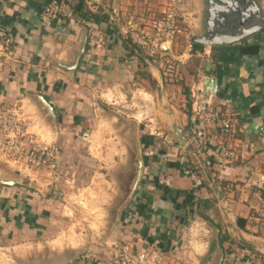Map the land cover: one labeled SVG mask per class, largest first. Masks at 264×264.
Masks as SVG:
<instances>
[{"label": "crops", "instance_id": "1", "mask_svg": "<svg viewBox=\"0 0 264 264\" xmlns=\"http://www.w3.org/2000/svg\"><path fill=\"white\" fill-rule=\"evenodd\" d=\"M51 1L0 0V111L22 119L20 111L30 110L31 120L48 126L34 98L43 96L68 130V134L58 130L52 137L55 141L86 127L79 113L88 108V95L116 91L140 77L159 87L163 75L137 46L140 25L135 20L165 10L163 0H72L73 20L44 27L40 15ZM217 1L182 0L178 10L206 17L208 22ZM234 1L222 0L229 7ZM237 1L241 20H264V0ZM114 10L118 23L109 20ZM89 15L98 16L100 22L89 21ZM199 22H192V34L206 32L208 26ZM86 30L88 42L81 55ZM198 41L190 42L181 55L173 54L183 67L182 86L173 89L174 94L172 89L159 88L158 94L163 99L178 97V107L171 106L170 111H175L171 120L170 115L160 114L164 131L157 138L152 133L139 137L141 181L122 208L110 241L102 248L85 247L74 264H114L115 250L110 247L116 244H130L136 252L147 253V264H264V28L228 45ZM207 80H214L210 88ZM193 90L208 103L206 108L237 120L231 134L199 119L193 111ZM75 135L80 142L89 141V134ZM244 145L253 147L244 154L240 148ZM231 148L237 154L225 156L223 150ZM8 171L24 180L29 176L28 170L22 171L26 174ZM161 175L171 177L169 186L159 184ZM67 180L81 184L73 175ZM42 196L38 201L49 203L48 196ZM29 197L26 186L0 184L1 239L14 238L19 244L40 239L42 212L38 204L28 202ZM108 217L104 216L106 222Z\"/></svg>", "mask_w": 264, "mask_h": 264}, {"label": "rangeland", "instance_id": "2", "mask_svg": "<svg viewBox=\"0 0 264 264\" xmlns=\"http://www.w3.org/2000/svg\"><path fill=\"white\" fill-rule=\"evenodd\" d=\"M163 1L162 7L165 11L147 12L145 16L138 15L140 20H135L138 22L137 26L140 25L136 31L137 46L154 60V65L160 67L163 75V82L159 83V87L153 80L140 77L130 86H123L116 91L104 90L88 95L90 104L85 112L79 113L83 116L86 127L76 128L73 134L66 135L65 138L59 136L55 141L52 140L55 133L58 130L59 133L66 130L62 128L64 125L59 119L55 131L45 113L42 117L46 119L48 126H40L35 119H30L33 116L30 110L20 111L19 115L22 118L21 122L26 126L25 130L29 134H37L39 141H48L49 144L59 146L61 159L58 161V169L56 166L52 169L28 170L29 176L24 177L25 182L31 183L34 189H28L31 197L27 201L30 204H38L37 209L42 212L40 215L42 218L39 219L40 239L19 244L20 242L14 238L0 237V264H54L72 258L85 247L93 249L101 245L102 248L110 241L111 236H106V232L117 208L128 193V186L134 174L133 130L122 120L138 122V137L152 133L157 138L156 136L164 131L159 121L162 118L160 114L166 113L170 115V120L173 119L170 113L175 111L170 110L171 106L178 107V97L170 96L163 99L158 94V89L164 90L163 92L172 89L170 93L174 94L173 89L181 85L183 67L173 54L181 55L186 51L191 39H200L204 34L194 33V36L192 22L199 19L202 22H199V25H204L206 17L199 15L198 18L193 12L184 14L177 11L174 20L176 29L177 31L180 29V33L177 32L170 40L167 53H163L155 46L151 47L150 51L147 47H142L141 42L145 40L159 43L156 41L153 23L157 24L167 17L166 10L171 3V0ZM231 5L233 8L239 6L237 0ZM219 6L224 8V4L220 3L215 5L214 12L220 9ZM148 22L151 25L147 26ZM164 41L167 40L164 38ZM70 121L74 127L73 119ZM67 131L65 132L68 134ZM165 131L169 132V130ZM170 131L172 132V129ZM80 133L89 134V141L80 142L75 135ZM1 139L0 126V144ZM0 154V170L16 172L21 170L19 173H23V168L19 164H14L12 157H7L1 149ZM53 170L57 171L53 172ZM71 175L79 179L80 186L75 182H68L67 179ZM42 194L48 196L49 203L43 205L38 201L44 199ZM112 194L116 195V198L112 199ZM125 208L123 207V210ZM34 212L35 209L32 213ZM106 214L109 216L107 222L104 218ZM120 246L116 244L111 245L110 248L116 250Z\"/></svg>", "mask_w": 264, "mask_h": 264}, {"label": "built area", "instance_id": "3", "mask_svg": "<svg viewBox=\"0 0 264 264\" xmlns=\"http://www.w3.org/2000/svg\"><path fill=\"white\" fill-rule=\"evenodd\" d=\"M72 0H54L51 1L42 11L40 15L41 24L44 27H50L54 22L73 20L75 18V10L71 5ZM182 0H171L166 15L160 22L153 23V28L156 30V41H142V47H147L150 51L151 47L160 48L165 51L168 41L178 32L175 23V14L178 10V4ZM110 22L118 23V11L114 10L109 18ZM164 38L167 41H164ZM9 44V40L6 41ZM152 45V46H150ZM164 48V49H163ZM167 51V50H166ZM153 53V51H152ZM193 111L200 117L206 125H211L215 130L228 135L231 134L236 126L237 120L224 116L221 112L206 108L205 99L198 95L193 90ZM22 119L18 115L10 114L9 112L0 111V126L2 132V139L0 149L7 157H12L14 164H19L23 170L32 169H49L55 168L60 159V148L56 144H48L44 141H39L37 136L29 134L25 128L26 126L21 122ZM198 137L202 133L198 132ZM253 146H241V150L245 153L248 152ZM239 149V145L235 149ZM232 148L223 150L225 156H235L236 150ZM186 175L190 174L189 170L185 171ZM172 179L167 175L159 177V184L162 186H169ZM114 264H147L149 262L148 254L145 252H136L134 247L130 244H123L120 248L114 251Z\"/></svg>", "mask_w": 264, "mask_h": 264}, {"label": "water", "instance_id": "4", "mask_svg": "<svg viewBox=\"0 0 264 264\" xmlns=\"http://www.w3.org/2000/svg\"><path fill=\"white\" fill-rule=\"evenodd\" d=\"M222 2L217 1V3H214L212 5V11L215 9V5H218ZM230 4H224V8L216 10L210 17L211 20H208V18L205 21V25L208 26L206 29V32L204 31V34L202 35V38H195L191 39V42H200L203 45H228L237 43L240 41H243L260 30L264 28V20H261L258 17L252 18V21L246 22L241 20L240 17H238V14L232 6L229 7ZM88 30H86L85 37H84V43L81 48V55L85 52L88 42ZM206 84L209 86H213L214 80H207ZM34 98L40 105L41 111L43 114H46V117L51 122L50 125L53 126L54 130H57V115L52 107V105L41 95H35ZM120 119V118H119ZM122 120V119H121ZM127 126L132 127V137L134 141L135 146V153H134V174L133 178L131 179V182L128 186V193L125 196L124 200L120 204L113 220L110 223V226L106 232V236H110L111 233L115 230L117 227L121 214L120 211L122 208L128 204L133 196L135 195L138 186L141 181L142 176V170H143V159H142V152H141V143L138 137V126L135 121H124ZM4 177L5 179H2ZM22 177L17 176L15 174H11L8 170H0V184L5 186H14V185H20V186H26L28 189H34L31 186V183L28 184L25 182ZM218 231V230H217ZM83 251H80L79 253L75 254L70 259L59 261L54 264H74L75 261H77L80 256L82 255ZM223 259V256L221 257V261Z\"/></svg>", "mask_w": 264, "mask_h": 264}, {"label": "trees", "instance_id": "5", "mask_svg": "<svg viewBox=\"0 0 264 264\" xmlns=\"http://www.w3.org/2000/svg\"><path fill=\"white\" fill-rule=\"evenodd\" d=\"M87 19H88L89 21H92L93 23H98V22H100L99 17H98V16H95V15H89V16H87ZM101 20H102V21H107V18H101ZM197 47L199 48V46H197ZM187 106H188V107L191 106V105H190V101H188V105H187ZM220 243H221V244L224 243V239H223V237L220 238Z\"/></svg>", "mask_w": 264, "mask_h": 264}, {"label": "bare ground", "instance_id": "6", "mask_svg": "<svg viewBox=\"0 0 264 264\" xmlns=\"http://www.w3.org/2000/svg\"><path fill=\"white\" fill-rule=\"evenodd\" d=\"M146 94V93H145ZM147 95V94H146ZM2 179H5L4 177H2Z\"/></svg>", "mask_w": 264, "mask_h": 264}]
</instances>
